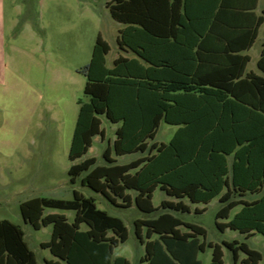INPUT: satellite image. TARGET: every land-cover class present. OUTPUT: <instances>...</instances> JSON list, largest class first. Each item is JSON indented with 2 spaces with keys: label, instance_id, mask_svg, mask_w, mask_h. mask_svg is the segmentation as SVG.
Segmentation results:
<instances>
[{
  "label": "trees",
  "instance_id": "trees-1",
  "mask_svg": "<svg viewBox=\"0 0 264 264\" xmlns=\"http://www.w3.org/2000/svg\"><path fill=\"white\" fill-rule=\"evenodd\" d=\"M106 7L125 25L119 48L134 56L121 54L108 67L111 47L99 34L90 62L80 70L89 101H80L69 159L81 161L71 165L70 183L81 177L83 186L120 208L135 204L146 214L163 210L135 221L136 235L146 246L142 262L203 264L199 255L211 248L209 264H226L222 245L208 242L205 228L174 212H191L187 201L209 204L218 198L216 225L222 232L264 237V49L258 62L263 75L246 73L250 57L241 54L253 45L264 16L224 48H208L211 16L195 0H111ZM102 116L120 124L111 153L145 155L119 164L107 148V165L84 158L94 137L104 139ZM162 122L176 126V132L169 143L150 144ZM158 188L172 200L156 207ZM73 194L72 200L34 197L20 206L25 223L35 230L53 225L51 239L41 246L59 260L46 264H130L115 256V249L129 238L124 221L100 209L93 197L78 190ZM247 195L258 197L248 201ZM45 209L74 211L75 217L69 222L65 214H45ZM82 224L88 229L82 230ZM223 245L234 263L241 253L242 264L264 260V253L245 241ZM0 264H38L23 228L9 220H0Z\"/></svg>",
  "mask_w": 264,
  "mask_h": 264
},
{
  "label": "rangeland",
  "instance_id": "rangeland-1",
  "mask_svg": "<svg viewBox=\"0 0 264 264\" xmlns=\"http://www.w3.org/2000/svg\"><path fill=\"white\" fill-rule=\"evenodd\" d=\"M109 0H0V220H9L20 225L25 239L36 254L38 264L46 260H59L41 244L49 241L53 225L35 230L25 223L21 204L34 197L72 200L73 191L93 197L100 209L121 218L129 231V238L115 249V256L125 257L130 264H143L146 246L136 235L135 221L156 217L163 212L146 214L136 205L120 208L101 194L83 186L81 177L73 185L68 171L73 163L69 159L80 101L89 98L84 93L86 77L80 70L87 65L99 34L109 43L107 66L124 52L119 48V30L124 26L111 17L106 4ZM264 3V0H263ZM264 41V26L250 55L247 71L260 74L257 60ZM125 54V53H124ZM134 56L133 53L126 54ZM4 65L5 67H2ZM104 139L94 137V143L84 157H95L96 165H107L104 153L110 148V156L124 164L145 154L134 153L116 157L111 153L120 124L111 123L102 116ZM177 127L162 122L153 142L169 143ZM257 195H247L252 201ZM172 200L158 188L153 203L160 206L163 200ZM191 212H174L188 223L205 228L207 241L222 245L226 264L233 262L232 252L224 241L247 242L255 250L264 253V237L255 233L245 238L239 231L227 229L222 232L216 225V214L221 207L218 198L209 204H192ZM196 208L205 211L198 213ZM240 210L235 208L231 217ZM65 214L73 222L74 211L45 209V214ZM218 222H226L218 220ZM82 230L88 229L82 224ZM183 231H187L182 227ZM147 240L146 230L142 232ZM204 264L212 259V249L200 255ZM62 264H67L64 261ZM264 264V260L261 262Z\"/></svg>",
  "mask_w": 264,
  "mask_h": 264
},
{
  "label": "crops",
  "instance_id": "crops-1",
  "mask_svg": "<svg viewBox=\"0 0 264 264\" xmlns=\"http://www.w3.org/2000/svg\"><path fill=\"white\" fill-rule=\"evenodd\" d=\"M110 1L111 0H109L108 2ZM195 1L198 7L200 8L199 10L204 11L208 16H211V21L209 24L212 25L213 36L211 35L212 38L207 37L205 40L206 44H208L207 46L208 48H213V47L224 48V46H226L227 41L236 39L237 37H241L242 35L247 34L248 30L256 25L258 18L264 16L263 0H195ZM263 26H264V22L259 27L258 36L254 41L253 45L248 50L241 53L242 55H248L250 57L249 63L251 62L252 59L250 55V51L258 41ZM124 27L125 25L122 28ZM263 49H264V41L262 42L260 56L257 60V67H258V62L262 56ZM123 52L125 54L123 53L122 55L125 56H127L126 54L131 53L129 50H125ZM128 57H133V56H128ZM2 67L5 66L2 65ZM247 67L245 71L246 73L253 72L257 75H263L259 67L258 69L260 70V74L254 71H247ZM133 205L131 207H133ZM153 238H157V236H154ZM201 254L203 253H200V255ZM200 255H199V259H200ZM201 261L204 264L203 260ZM142 263L146 264L145 262Z\"/></svg>",
  "mask_w": 264,
  "mask_h": 264
}]
</instances>
